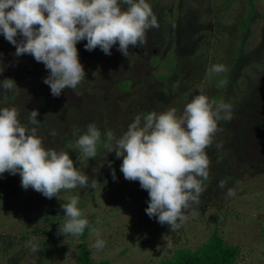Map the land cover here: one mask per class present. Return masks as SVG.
<instances>
[{"label":"rangeland","instance_id":"rangeland-1","mask_svg":"<svg viewBox=\"0 0 264 264\" xmlns=\"http://www.w3.org/2000/svg\"><path fill=\"white\" fill-rule=\"evenodd\" d=\"M253 1L254 13L237 39L238 20L249 10L245 0H146L159 24L147 31L146 44L130 46L124 57L118 45L105 55L99 48L86 51V41L79 42L76 47L85 79L59 97H53L43 83L49 72L42 63L31 55L16 57L13 45L4 48L0 43L5 68L0 81L12 79L17 86L7 92L0 88V109L16 107L20 122L37 129L46 149L67 152L78 170L90 173L85 174L88 187L61 190L55 201H46L31 188L24 190L19 174L0 175V264H36L27 249L37 237L28 230L40 226L43 207L49 202L54 210L72 196H79L78 207L88 227L106 241L98 251L91 247L96 240L92 229L87 232L85 243L94 262L155 264L177 249L194 250L216 227L227 244L238 246L234 264H264V0ZM4 49L11 58H20L17 64L4 62ZM172 58L177 73L157 81V75L168 72ZM214 64H223L228 71L209 78L207 70ZM123 80L130 82L128 91L118 87ZM221 80L225 81L222 86ZM221 93L224 103L232 105V119L218 121L214 142L205 150L209 178L204 181L200 204L192 205L185 213L188 220L171 232L146 215L149 197L138 181L125 180L121 172L113 180L112 166L122 163V158L103 147V133L111 130L119 138L137 115L142 123L152 111L174 107L181 115L195 95L204 94L211 102ZM32 110L39 113L37 125L29 123ZM92 123L102 133L101 143L95 158H85L73 146ZM217 144L222 146L217 149ZM93 180L98 182L94 189ZM222 180L226 181L223 189L218 187ZM229 188L235 196H226ZM59 219L60 226L64 213ZM48 229L52 233V226ZM24 231L30 234L20 240ZM39 238L50 245V264H75L79 237L59 232L57 236L42 233Z\"/></svg>","mask_w":264,"mask_h":264},{"label":"clouds","instance_id":"clouds-1","mask_svg":"<svg viewBox=\"0 0 264 264\" xmlns=\"http://www.w3.org/2000/svg\"><path fill=\"white\" fill-rule=\"evenodd\" d=\"M158 27L146 0H0V35L15 47L16 57L31 55L44 65L49 75L43 83L53 97L65 89H75L85 79L76 47L79 42L86 41V51L99 48L105 55H111L113 46L118 45L117 50L127 57L130 46L143 47L147 31ZM4 70L0 60V74ZM227 71L225 65L214 64L207 75L212 78ZM224 83L220 81L221 86ZM0 88L7 92L17 86L14 80L4 79ZM38 114L37 110L30 112L31 125L38 124ZM18 116L16 107L0 109V175L19 174L24 190L31 188L49 200L61 190L88 187V176L75 167L69 154L46 149L37 129L23 125ZM231 119V104L214 105L208 96L197 94L181 115L174 107L160 113L152 111L143 116V123L137 115L119 138L111 130L103 133V147L122 158L119 170L124 179L138 181L147 191L146 215L174 232L188 220L185 213L200 204L206 190L210 159L205 150L214 142L218 121ZM101 136L97 126L89 124L73 147L83 157L95 158ZM221 146L216 145L217 149ZM108 166L111 168V162ZM111 174L115 180L114 169ZM97 184L93 180L91 187ZM225 185L222 180L218 187ZM226 196H235L234 190L229 188ZM78 204L79 196L61 204L65 217L58 229L61 234L79 237L88 227ZM92 234L96 240L91 247L102 250L106 241L99 238L97 230L92 229ZM31 247L38 251L36 244Z\"/></svg>","mask_w":264,"mask_h":264},{"label":"trees","instance_id":"trees-1","mask_svg":"<svg viewBox=\"0 0 264 264\" xmlns=\"http://www.w3.org/2000/svg\"><path fill=\"white\" fill-rule=\"evenodd\" d=\"M245 1H246V5L249 10L246 13V15H243L242 18L238 20L237 27H238V30H241L239 31L241 33L239 34L240 36L239 35L237 36V39H240L244 31L246 30L248 21L255 10L253 0H245ZM0 43H1V46L4 48H8V45H11L3 38L0 39ZM6 52H7L6 49H4V51H2L1 53L2 55L6 56L4 59V62H9V60H13L15 64H17L18 63L17 61L20 58H11L10 54H7L8 52L7 53ZM174 62L175 61L172 58V61H170L168 69H167L168 72H165L161 75H157L156 76L157 81L164 82L167 78H169V76L173 74L172 72L177 73ZM158 63L159 61L154 62V64H151L150 62L151 65H156ZM118 87L121 91H128L130 87V82L128 80H123L122 82L118 84ZM250 94L252 96L256 95L254 91H252V93ZM211 102L214 105L219 104L220 102H224V94L221 93V94L216 95L215 97L212 98ZM261 129L262 131H264L263 127ZM120 164L121 163L113 164L112 169L115 170V173L120 172L119 170ZM108 170L109 169L107 168L105 171H108ZM87 174L90 175V173H87ZM110 179L111 177L108 176L109 181H111ZM45 200L47 201L49 199L46 198ZM51 200L55 201L54 197L50 199V201ZM50 207H51L50 202L48 203V206L43 207L42 218L40 219V223H41L40 226L39 227L38 225L33 226V229L28 230V232L33 230L30 233L37 237V239H35V242H33L32 244H36L38 246V251H35V252L32 251L31 246L30 248L27 249L29 254L32 257H34V259L36 260V264H50L49 263L50 245L47 239L46 240L40 239L39 234L49 233V236H51L52 234H54V236H57V234H59V231H58L59 225L57 224V221L59 218L62 217L63 210L61 207L56 208V206L54 207V210H51ZM53 223L55 226L52 225ZM48 226H52L53 228L52 233H50ZM91 229H92L91 227H86L84 230V233L79 236L80 242L78 243L76 250H75V264H108L106 261L94 262L89 257V250L85 243V237H86L87 232H89ZM30 233H27V231H24L23 233H21L20 240H25L27 235H29ZM7 244H9L8 240H7ZM238 256H239L238 246L227 244L223 240L221 235L217 232L216 227H214L212 228L209 236L201 244H199L194 250L184 249V248L177 249L172 253L170 257L162 259L155 264H234ZM46 260L48 261V263H46Z\"/></svg>","mask_w":264,"mask_h":264}]
</instances>
